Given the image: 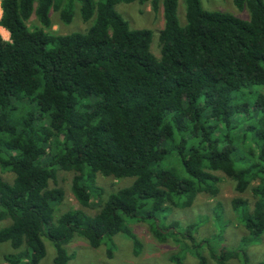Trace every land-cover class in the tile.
<instances>
[{"label":"trees","instance_id":"16d2710c","mask_svg":"<svg viewBox=\"0 0 264 264\" xmlns=\"http://www.w3.org/2000/svg\"><path fill=\"white\" fill-rule=\"evenodd\" d=\"M78 1L82 19L93 18L91 25L54 34L45 30L51 8L69 23L76 0H0V26L9 33L7 40L0 33V166L13 174L10 182L0 179V220H11L0 228V242L24 248L4 260L18 264L24 255L26 264H37L46 237L55 248L54 264H69L64 245L75 234L98 247L123 233L138 252L139 239L126 218L150 221L152 235L164 239V231L174 233L179 223L160 228L158 214L169 206L188 207L202 192L215 196L217 172L238 193L250 189L252 206L237 196L231 207L243 208L244 228L259 237L264 1L232 0L248 8L249 18L242 19L184 0L186 23L180 25L178 0H162L159 57L150 49L151 30L130 28L115 6L150 2L156 10L161 0ZM33 13L41 27L30 29L26 21ZM170 155L183 173L162 166ZM59 169L75 172L71 191L83 206L90 203L88 182L96 173L132 182L109 194L94 215L72 209L53 221L52 202H60L64 192L49 181ZM235 255L220 250L211 256L227 264ZM197 258L205 264V257Z\"/></svg>","mask_w":264,"mask_h":264},{"label":"rangeland","instance_id":"374dc122","mask_svg":"<svg viewBox=\"0 0 264 264\" xmlns=\"http://www.w3.org/2000/svg\"><path fill=\"white\" fill-rule=\"evenodd\" d=\"M200 3L202 8L208 11L225 12L242 19L249 18L248 8L244 5L240 9L232 0H200ZM79 6L80 3L76 0L73 8L74 15L69 23L60 19L59 10L51 8L49 12L51 25L45 30L54 34L85 31L91 25L93 18L84 21L80 15ZM115 9L130 28L151 30L150 49L155 56L159 57V32L164 24L162 0L156 10L153 9L150 2L140 4L137 1L118 3ZM1 12L0 7V17ZM177 18L180 25L186 23L184 0L177 2ZM26 25L30 29L41 27L34 13L26 21ZM0 33L4 39H9L8 31L1 26ZM162 166L175 168L176 172L177 170L181 173L184 172L179 161L172 155L164 161ZM74 174L73 171L59 169L56 172L55 180L49 181V187H59L64 192L60 202H52L53 221L72 209H80L88 215H94L99 211L109 194L132 182L130 177L114 178L96 173L93 183L87 181L92 195L89 205L83 206L74 198L71 191ZM217 175L221 180L218 184L219 191L215 196L202 192L195 197L190 206H169L158 214L156 223L160 228L162 225H168L174 221L179 223L174 233H171V230H165L164 239H160L150 232V221L126 218L125 223L131 227L139 239L138 252L134 251L131 239L123 233H117L110 239H103L98 247H92L84 236L75 234L64 245L67 253L71 256L69 264H199L197 253L205 257V264H216L211 255L220 250L236 252V255L229 259L227 264H243L245 260L249 264H257L264 260V231L259 237H252L242 224L243 208L234 210L231 207V199L237 196L247 199L248 206H252L253 197L250 189L238 193L234 189V182L231 179L222 172H217ZM0 179L10 182L13 179V174L0 166ZM253 184H257V181H254ZM217 203H220L221 207L214 214V207ZM217 213L219 214L218 220L215 218ZM10 222L9 218L0 220V228L9 225ZM186 227H190L192 230L185 235L183 230ZM43 242L45 255L37 264H54V245L46 237H43ZM23 249L14 250L9 242H0V264H8L4 260L5 255L18 254ZM108 250H111L110 257L107 254ZM172 256H180L179 261L171 260ZM26 261L27 257L22 255L18 264H26Z\"/></svg>","mask_w":264,"mask_h":264}]
</instances>
